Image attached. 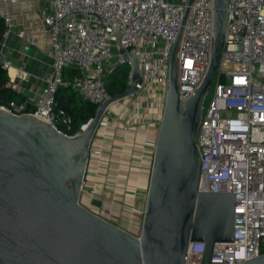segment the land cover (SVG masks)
Segmentation results:
<instances>
[{
  "label": "built area",
  "instance_id": "built-area-1",
  "mask_svg": "<svg viewBox=\"0 0 264 264\" xmlns=\"http://www.w3.org/2000/svg\"><path fill=\"white\" fill-rule=\"evenodd\" d=\"M19 1L0 0L5 8L0 14L3 36L13 28L6 7ZM33 1L40 3L38 15L50 42V73L33 112L27 111L28 102L10 101L0 109L37 116L65 134L62 130L70 128L71 119L57 108L59 87H70L98 107L111 98L104 84L107 74L127 66L131 82V63L116 50L118 35L119 47L136 58L140 81L134 94L103 111L89 145L78 204L139 238L145 204L134 205L140 188L131 176L139 170L151 172L170 54L180 31L175 56L180 99L193 95L207 73L213 0H192L185 20L189 0ZM16 36L33 44L23 31ZM0 61L8 70L1 47ZM72 68L77 76L64 81V70ZM212 84L213 95L202 108L196 134L198 191L231 193L235 207L233 240L215 244L210 264H243L264 255V0H226L225 34ZM4 87L18 90L9 82ZM127 214H137L138 226L124 219ZM118 222L137 231L130 233ZM186 264H201V256L188 253Z\"/></svg>",
  "mask_w": 264,
  "mask_h": 264
},
{
  "label": "water",
  "instance_id": "water-1",
  "mask_svg": "<svg viewBox=\"0 0 264 264\" xmlns=\"http://www.w3.org/2000/svg\"><path fill=\"white\" fill-rule=\"evenodd\" d=\"M225 24L226 0H213L209 67L186 100L180 99L175 64L181 31L175 39L139 238L78 204L89 145L103 111L134 94L140 81L136 58L119 47L118 35L116 50L131 63V82L98 106L79 134L67 136L37 116L0 109V264H186L199 243L204 245L201 264H210L215 244L233 240L234 196L198 191L196 146ZM243 264H264V255Z\"/></svg>",
  "mask_w": 264,
  "mask_h": 264
},
{
  "label": "crops",
  "instance_id": "crops-1",
  "mask_svg": "<svg viewBox=\"0 0 264 264\" xmlns=\"http://www.w3.org/2000/svg\"><path fill=\"white\" fill-rule=\"evenodd\" d=\"M6 8L12 15L13 28L11 32L3 36L0 47L4 59L9 64L8 70H5L8 82L18 87V90L10 89L13 92L12 100L15 103L28 102V107L33 108L34 101L44 92V80L50 73L47 57L50 42L38 15L40 3L33 0H20L8 4ZM4 12V6L0 4V14ZM19 31H23L28 38L32 39L33 44L29 45L18 39L16 34ZM136 173L139 177L132 175V181L138 179V187L142 190L146 189L150 174L146 170H139ZM142 199V194H136L134 205L141 204ZM123 213H126V210Z\"/></svg>",
  "mask_w": 264,
  "mask_h": 264
},
{
  "label": "trees",
  "instance_id": "trees-1",
  "mask_svg": "<svg viewBox=\"0 0 264 264\" xmlns=\"http://www.w3.org/2000/svg\"><path fill=\"white\" fill-rule=\"evenodd\" d=\"M4 32L5 26L3 20L0 18V44L3 40ZM115 70L112 73L107 74L104 78L105 88L111 97L123 93L128 88V84L124 86L122 85L119 89L108 85L107 80L112 77ZM77 74L78 72L76 69H65L63 73V80L71 81L75 76H77ZM6 83H8L7 73L0 65V104H7L8 102L13 101V92L4 87ZM64 91H68L69 94L62 95ZM55 102L57 108L64 110L71 119L70 128L68 130H62L63 133L69 136L79 133L81 126L94 117L97 108L95 105H92L80 98L70 87H59L55 94ZM27 111L33 112L34 107H28Z\"/></svg>",
  "mask_w": 264,
  "mask_h": 264
},
{
  "label": "rangeland",
  "instance_id": "rangeland-1",
  "mask_svg": "<svg viewBox=\"0 0 264 264\" xmlns=\"http://www.w3.org/2000/svg\"><path fill=\"white\" fill-rule=\"evenodd\" d=\"M128 70H129V68L127 66H120V67H118L115 70V72L112 74V77H110L107 80L108 85L114 86L115 88H118L119 89L120 87H122V85L124 86V85L128 84V79H127ZM213 89H214V85L212 84L210 86V88H209V90H208L205 98H204V101H203V107L204 108L208 105V103L210 102V100L212 98ZM68 94H69L68 91H64L62 95H68ZM138 193L139 194H142V196H143L142 203L145 204V196L147 194V187L144 190L140 189V191H138ZM124 218H126V217H124ZM119 223L120 224L124 223V224H122L124 226L123 228L125 230H127L128 232H130V233H135L137 231L136 228L130 227L125 222H118L116 224H119Z\"/></svg>",
  "mask_w": 264,
  "mask_h": 264
},
{
  "label": "clouds",
  "instance_id": "clouds-1",
  "mask_svg": "<svg viewBox=\"0 0 264 264\" xmlns=\"http://www.w3.org/2000/svg\"><path fill=\"white\" fill-rule=\"evenodd\" d=\"M204 251L203 243L195 244L194 248L190 251V255H198L201 256Z\"/></svg>",
  "mask_w": 264,
  "mask_h": 264
},
{
  "label": "bare ground",
  "instance_id": "bare-ground-1",
  "mask_svg": "<svg viewBox=\"0 0 264 264\" xmlns=\"http://www.w3.org/2000/svg\"><path fill=\"white\" fill-rule=\"evenodd\" d=\"M126 219L128 222L132 223V224H135L138 226V222H137V214H127L126 215Z\"/></svg>",
  "mask_w": 264,
  "mask_h": 264
}]
</instances>
